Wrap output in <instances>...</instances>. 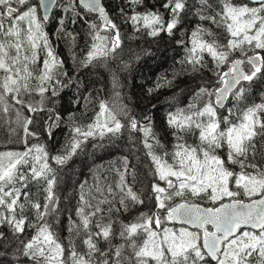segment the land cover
I'll list each match as a JSON object with an SVG mask.
<instances>
[{"label": "snow or ice", "instance_id": "obj_1", "mask_svg": "<svg viewBox=\"0 0 264 264\" xmlns=\"http://www.w3.org/2000/svg\"><path fill=\"white\" fill-rule=\"evenodd\" d=\"M123 2L118 21L103 0H0V132L24 145L0 151V264H264V0ZM56 12L74 60L81 34L68 26L85 25L76 63L98 75L106 68L112 90L53 153L29 140L38 123L53 135L61 117L49 105L75 86L45 30ZM190 15L199 22L186 29ZM122 24L153 39L182 34L183 71L148 89L171 88L180 75L196 80L192 99L166 114L170 146L151 110L136 114L125 102L121 74L147 50L123 58ZM253 90L260 102L248 103ZM125 131L143 151L148 185L136 186L127 155L112 179L96 177L87 191L80 184L68 231L82 233L83 251L66 246L54 227L59 169L90 142L103 149ZM33 183L42 198L28 191Z\"/></svg>", "mask_w": 264, "mask_h": 264}, {"label": "trees", "instance_id": "obj_2", "mask_svg": "<svg viewBox=\"0 0 264 264\" xmlns=\"http://www.w3.org/2000/svg\"><path fill=\"white\" fill-rule=\"evenodd\" d=\"M114 16L119 21V8L125 7L123 0H103ZM215 8L217 0H210ZM145 6H150L149 0H145ZM127 10V9H126ZM59 12L51 15L49 21L45 25V30L49 36L57 55L63 59L65 70L72 77L73 84L60 92L59 97L54 105L55 111L59 113L61 119L58 127L53 128V135L50 137L44 131L43 127L38 123L32 126L37 131L38 138H32L29 143H39L45 145L50 152L59 151L66 140L73 121L79 124L90 123L95 112L98 110V99L106 98L111 93V74L106 68H103V75L96 73V66H92L91 71L81 69L76 60L81 56L80 49L84 47V34L86 27L82 22L68 27L74 32L80 33L77 40L78 47L76 51V60L73 57V51L69 47V41L62 34H58L59 25L57 23ZM189 24L184 27L191 28L198 23V19L192 15L189 16ZM123 39V53L121 54L125 60H128L129 50L132 52H140L147 50V54H142L141 58L130 64L127 72L121 74L122 93L126 97L125 102L136 114L151 110L154 120V128L157 134L162 138V143L171 145L170 129L167 128L165 117L171 107L183 106L191 100L189 91L195 87L196 80L191 75L178 76L171 88L163 87L159 91L154 92L151 96L148 89L155 88L158 78L166 76L172 79L173 73H181L183 71L179 61L184 55V50L180 45L175 43V39L181 37V33H177L176 37H168L162 35L160 38L153 39L142 33H135L130 24L121 25ZM207 59V57H206ZM210 75L205 72V77ZM79 77V80L76 78ZM103 90L99 91L98 90ZM89 97L91 103L85 102L81 97ZM184 94V99L178 104V97ZM174 97V99H171ZM36 99H39L36 97ZM79 100V103L76 101ZM247 102H260L259 90H253L247 97ZM153 105L156 107L153 109ZM171 106V107H170ZM43 118H47L46 113H41ZM191 142V141H190ZM133 138L125 131L114 143L101 149L93 147L90 142L83 151H80L67 166L59 169L58 182L55 188L56 195L60 198V214L57 217L58 223L55 224V231L60 235L62 242L67 246L71 241L78 251H83L81 243L82 233L77 237L75 232L70 233L68 216L73 215V209L76 203V195L79 192V186L86 183L87 187L94 183L96 177L107 175L112 179L117 168H123V157L128 156L129 163L136 167L138 172V180L136 186L143 190L149 183L150 177L146 175L147 163L143 157V151L139 147H133ZM4 150H24V145L20 143H8L4 134L0 132V151ZM28 191L37 198H42L43 190L37 184H30ZM30 214V213H29ZM0 231H7V225H0ZM31 233V229L28 230Z\"/></svg>", "mask_w": 264, "mask_h": 264}, {"label": "rangeland", "instance_id": "obj_3", "mask_svg": "<svg viewBox=\"0 0 264 264\" xmlns=\"http://www.w3.org/2000/svg\"><path fill=\"white\" fill-rule=\"evenodd\" d=\"M183 99H184V94L182 93L181 96L178 97V101H177V103H178V104H182L181 102L183 101Z\"/></svg>", "mask_w": 264, "mask_h": 264}, {"label": "water", "instance_id": "obj_4", "mask_svg": "<svg viewBox=\"0 0 264 264\" xmlns=\"http://www.w3.org/2000/svg\"><path fill=\"white\" fill-rule=\"evenodd\" d=\"M50 16H51V14H50Z\"/></svg>", "mask_w": 264, "mask_h": 264}]
</instances>
